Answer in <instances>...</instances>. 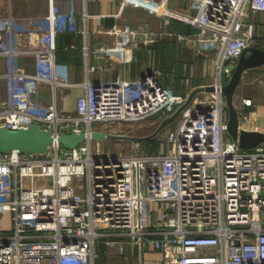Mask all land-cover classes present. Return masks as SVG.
Listing matches in <instances>:
<instances>
[{
  "label": "built area",
  "instance_id": "built-area-1",
  "mask_svg": "<svg viewBox=\"0 0 264 264\" xmlns=\"http://www.w3.org/2000/svg\"><path fill=\"white\" fill-rule=\"evenodd\" d=\"M49 1L52 45L46 50L54 51L59 8ZM188 1L184 8L169 7L168 0H122V6L140 5L191 25L188 34H165L215 56L214 75L202 84L214 90L198 93L167 127V147L133 141L129 151L108 152L103 140L88 137L73 149L53 144L45 153L0 152V217L12 215V228L0 224V264H99L102 245L123 255L125 243L161 254L148 263L141 254L138 264H264V142L243 148L231 137L223 92L243 51L255 46L264 22L251 17L264 13V0ZM4 22L13 31L14 16ZM99 32L116 36L102 56L121 63L163 34L146 22ZM18 52L5 51L10 62ZM160 74L154 69L136 79L87 80L75 111L67 112L56 100L35 102L21 86L31 78H54L56 92L65 81L54 63L49 75L19 72L11 64L0 127L38 123L54 134H127L116 133L115 123L162 120L187 101L189 95L174 92ZM234 102L243 128L255 101L236 92Z\"/></svg>",
  "mask_w": 264,
  "mask_h": 264
},
{
  "label": "crops",
  "instance_id": "crops-1",
  "mask_svg": "<svg viewBox=\"0 0 264 264\" xmlns=\"http://www.w3.org/2000/svg\"><path fill=\"white\" fill-rule=\"evenodd\" d=\"M188 2L168 0L167 4L184 8ZM56 3L59 8L58 32L54 51H50L46 50L52 45L48 19L50 1L0 0V84L3 85L0 99L6 98V75L11 64L19 72L36 74L44 71L49 75L54 63L57 78L65 81L56 86V92L54 84L57 80L54 78L51 81L31 78L21 86L35 102L50 105L56 100V104L67 112L75 111L79 96L86 91L87 80L114 81L120 76L136 79L159 69L165 85L174 92L189 95L195 87L210 82L214 75L216 59L213 54H200L175 35L165 34L166 30L187 34L195 30L183 21L168 19L140 5L122 6V0H56ZM8 15L14 16L13 31H8L4 25V17ZM138 22H146L150 28L163 32L160 39L151 47L136 48L133 59L125 63L102 56L105 45L112 43L116 36L99 32V29ZM10 48L20 50L12 62L5 53ZM89 65L96 68L88 70ZM249 111V121L242 122L241 126L264 131V104L249 107ZM6 214L11 222L9 212L3 213L0 219ZM5 227L12 228V224ZM105 249L103 245L99 249V264H138L141 254L145 263L161 257L159 252L128 247L123 255H109L113 258L108 259ZM113 250L117 252L116 248Z\"/></svg>",
  "mask_w": 264,
  "mask_h": 264
},
{
  "label": "water",
  "instance_id": "water-1",
  "mask_svg": "<svg viewBox=\"0 0 264 264\" xmlns=\"http://www.w3.org/2000/svg\"><path fill=\"white\" fill-rule=\"evenodd\" d=\"M264 65V48L259 46H250L246 48L238 59L235 69L223 92L228 107V133L234 140H238L243 148H253L264 142V131L256 129L240 128V119L234 102L236 91L242 82L244 73L251 68ZM213 85H199L189 94L185 103L180 105L171 115L164 117L157 128L145 136H136L128 134L111 135L102 130L65 131L54 134L48 129L42 128L38 123H32L21 127H0V152L11 153L14 150L26 152L29 154L45 153L53 144H61L67 149L77 148L85 142L88 137L94 139H129L134 142L144 141L157 136L162 130L170 126L179 117L181 111L190 104L193 98L202 91H213Z\"/></svg>",
  "mask_w": 264,
  "mask_h": 264
},
{
  "label": "rangeland",
  "instance_id": "rangeland-1",
  "mask_svg": "<svg viewBox=\"0 0 264 264\" xmlns=\"http://www.w3.org/2000/svg\"><path fill=\"white\" fill-rule=\"evenodd\" d=\"M253 20L257 22V20L264 21V13H259L257 15H254L251 17ZM264 25V24H263ZM255 46L263 47L264 48V26H260L256 29V38L254 42ZM163 82V79H161ZM3 87L2 84H0V89ZM238 94L242 95H248L251 96L254 101L255 105L258 104H264V65L259 66L256 68H251L248 71L244 73L243 79L241 84L238 87V90L236 91ZM6 99L3 97L0 99V102H4ZM161 120L159 118H151L143 121L138 122H132V123H115L116 124V133H119V131H122V133H127L129 135H136V136H145L150 133H152ZM166 138H167V127L162 130L157 136L153 137L152 141L157 140L159 142V147L161 145L166 146ZM100 145L105 147V149L108 152H114V151H129L131 146L133 145V141L129 139H116V138H108L104 139ZM142 145L146 148H148L150 145L147 141H143ZM0 224L2 225H10L11 222L9 221V218L7 214L3 217V219H0ZM131 247L129 243H125V250L127 251V248ZM117 249V247H115ZM106 256L108 259L109 255H115V256H121L118 252L112 249V253H107ZM127 255L125 254V257ZM113 258V257H112ZM111 258V259H112ZM132 264V263H130Z\"/></svg>",
  "mask_w": 264,
  "mask_h": 264
},
{
  "label": "trees",
  "instance_id": "trees-1",
  "mask_svg": "<svg viewBox=\"0 0 264 264\" xmlns=\"http://www.w3.org/2000/svg\"><path fill=\"white\" fill-rule=\"evenodd\" d=\"M152 140H154V139L150 138V139H146L145 141H147L152 148L158 149L159 142L157 140H155V141H152Z\"/></svg>",
  "mask_w": 264,
  "mask_h": 264
},
{
  "label": "bare ground",
  "instance_id": "bare-ground-1",
  "mask_svg": "<svg viewBox=\"0 0 264 264\" xmlns=\"http://www.w3.org/2000/svg\"><path fill=\"white\" fill-rule=\"evenodd\" d=\"M244 128V127H243Z\"/></svg>",
  "mask_w": 264,
  "mask_h": 264
}]
</instances>
